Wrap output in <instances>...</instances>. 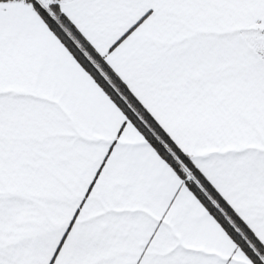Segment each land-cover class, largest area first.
I'll return each mask as SVG.
<instances>
[{
    "label": "crops",
    "instance_id": "crops-1",
    "mask_svg": "<svg viewBox=\"0 0 264 264\" xmlns=\"http://www.w3.org/2000/svg\"><path fill=\"white\" fill-rule=\"evenodd\" d=\"M57 1L264 246V0ZM33 8L0 0V264H252Z\"/></svg>",
    "mask_w": 264,
    "mask_h": 264
},
{
    "label": "trees",
    "instance_id": "trees-1",
    "mask_svg": "<svg viewBox=\"0 0 264 264\" xmlns=\"http://www.w3.org/2000/svg\"><path fill=\"white\" fill-rule=\"evenodd\" d=\"M24 1L44 20L58 41L90 75L158 156L178 175L187 188L222 227L236 247L252 264H264V246L211 186L200 171L129 92L103 58L82 37L76 27L61 13L57 0H47L48 6L37 0Z\"/></svg>",
    "mask_w": 264,
    "mask_h": 264
},
{
    "label": "rangeland",
    "instance_id": "rangeland-1",
    "mask_svg": "<svg viewBox=\"0 0 264 264\" xmlns=\"http://www.w3.org/2000/svg\"><path fill=\"white\" fill-rule=\"evenodd\" d=\"M38 1H39V0H38ZM40 2H41V3H43V2H45V3H46V2H47V0H40ZM44 6H45V4H44ZM184 185H185V184H184ZM185 186H186V185H185ZM186 187H187V186H186Z\"/></svg>",
    "mask_w": 264,
    "mask_h": 264
}]
</instances>
